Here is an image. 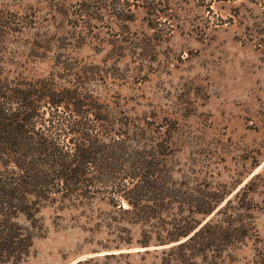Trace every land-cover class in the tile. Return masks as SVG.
I'll use <instances>...</instances> for the list:
<instances>
[{
  "label": "rangeland",
  "instance_id": "1",
  "mask_svg": "<svg viewBox=\"0 0 264 264\" xmlns=\"http://www.w3.org/2000/svg\"><path fill=\"white\" fill-rule=\"evenodd\" d=\"M75 1L0 0L24 16L12 39H0L3 74L52 75L60 85L95 95L116 129H134L121 121L143 125L142 141L164 145V177L184 201L172 203L173 213L188 215L185 201L194 197L221 196L225 214L215 209L203 221L231 214L253 222L248 236L215 264H264L260 8L246 0L215 1L210 8L200 0H130L133 20L124 26L105 14L111 28H93L74 46L82 27H71L55 8ZM115 210L100 197L44 202L39 235L17 264H161L168 244L152 238L142 245L143 224Z\"/></svg>",
  "mask_w": 264,
  "mask_h": 264
},
{
  "label": "trees",
  "instance_id": "2",
  "mask_svg": "<svg viewBox=\"0 0 264 264\" xmlns=\"http://www.w3.org/2000/svg\"><path fill=\"white\" fill-rule=\"evenodd\" d=\"M200 1L210 8L230 0ZM246 1L259 7L264 19V0ZM131 5L130 0H76L55 10L71 27H82L73 43L79 46L93 28H111L103 23L105 14L124 26L133 20ZM23 18L0 5V39H12ZM115 122L90 91L60 85L52 75L8 77L0 58V264H17L29 254L42 228L37 213L47 201L105 199L129 222L143 224L142 245L152 238L168 244L161 264H215L254 229L251 219L231 214L203 221L215 209L225 214L229 206L218 207L221 196L194 197L185 201L188 215L173 213L172 203L184 201L173 195V180L164 177V145L142 141L143 125L121 121L123 127L132 124L130 132L116 129Z\"/></svg>",
  "mask_w": 264,
  "mask_h": 264
}]
</instances>
